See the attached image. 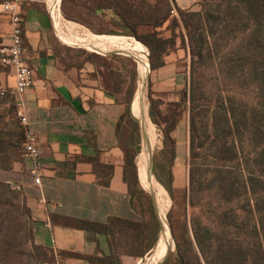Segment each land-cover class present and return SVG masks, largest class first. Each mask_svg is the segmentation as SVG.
Masks as SVG:
<instances>
[{"label":"trees","instance_id":"trees-1","mask_svg":"<svg viewBox=\"0 0 264 264\" xmlns=\"http://www.w3.org/2000/svg\"><path fill=\"white\" fill-rule=\"evenodd\" d=\"M5 1L0 0L1 3ZM76 1L63 0V3ZM217 2L218 4L227 2L228 9L232 8L233 2H237L238 12L245 15L248 54L244 61L248 66V75L257 84L258 90L256 104L251 110H244V107H241L243 109L238 111L240 109L228 108L225 104L221 111L224 124L217 127L218 131L215 134L219 136L220 132L229 133L234 138L238 133L240 135L241 121L249 135L253 139H258L260 143L258 145L260 152L256 157L258 170L249 174L243 185L249 207L246 216L249 224L243 236L241 233H238V236L233 233L235 228L239 232L243 230L231 221L230 204L242 199L241 195L235 193L233 184L227 185L226 189L224 183H220L219 193H223V196L220 208L216 209L215 213L217 221H212L210 225H202L195 220L194 215L191 228L186 217L196 208L193 199L196 186L194 169L190 174L188 189H177L174 186L173 168L177 158V142L173 133L187 112L190 121L189 150L193 165L197 151L195 125L200 114L201 95L194 77L197 71L196 58L202 51L199 41L203 26L204 23L210 24L208 11L203 15L201 12L176 8V15L172 13L175 10L173 0H83V7L77 12V19L82 20L83 12L90 14L111 11L114 17L108 23L107 34L132 37L142 43L149 50L152 72L166 65V56L172 51L177 49L186 51L192 82L189 87L185 84L174 92L179 96V101H168V94L153 91L152 82L149 80V116L152 123L157 126L163 144L162 148L154 153L153 176L173 201V207L167 215V223L175 249L161 264H250L251 250L245 243L252 238L258 239L261 253L258 258L264 260V0H201V7L206 8ZM240 4L242 10L239 8ZM65 15L69 16L66 13ZM83 53L86 55V61L94 63L98 68H104V71L98 69L102 78V88L126 107L117 124V136L124 153V181L129 189L128 206L131 212L129 216L110 217L106 222L52 215L54 225L106 236L110 248L109 255L97 252L89 255L74 251H55L34 243L33 220L27 207V195L25 191H21L29 215V238L32 249L42 264H54L57 256L62 259L83 260L88 264H123L124 255L145 258L156 249L163 231L156 200L142 189L139 181L138 158L142 152L143 135L140 122L131 112L140 80L138 64L133 58L122 55H112L108 58L103 56L105 54ZM112 60L116 62L124 60L130 65H123L119 72L117 65L114 70ZM16 116L15 103L10 113L13 130L7 133L0 129V180L8 184L10 180H3L1 175L12 171L13 162L25 158V128ZM238 116L241 117L240 121ZM236 142L232 140L231 145L237 156ZM226 146L224 143L223 147ZM79 158L94 165L99 185L110 187L112 166L100 164L97 157Z\"/></svg>","mask_w":264,"mask_h":264},{"label":"crops","instance_id":"crops-1","mask_svg":"<svg viewBox=\"0 0 264 264\" xmlns=\"http://www.w3.org/2000/svg\"><path fill=\"white\" fill-rule=\"evenodd\" d=\"M5 2H0V45L10 43L12 32L10 16L3 9ZM18 2L27 48L26 61L35 72L34 84L25 95L19 96L15 91V71L6 68L0 71V86L8 90L6 99L13 104L17 105L23 101L25 116L37 138L40 157L37 160L23 158L21 161L13 162L10 174L14 179L11 181H14L18 188H23L27 195V207L33 220V241L36 245L55 251H74L89 255L97 252L109 255L110 248L106 236L54 225L51 216L63 215L106 222L110 217L130 215L129 189L124 181L125 159L117 136V124L126 107L102 88V78L98 69L104 71L103 67L98 68L85 59L70 62L64 57L67 53L77 50L105 54L103 56L108 58L112 55L133 57L114 49L104 52L87 46L69 45L60 36L56 21L57 13L55 23L51 17L49 10L51 0ZM82 2L83 0H77L76 3H63V0H59L58 3L57 0L56 10L59 11L60 29L64 35L76 36L78 33L83 35L88 31L87 33L96 36H118L106 32L108 23L114 17L111 11L90 14L83 12V19H77V12L83 7ZM173 5L175 14L176 8L190 12L201 10V0H173ZM65 13L69 16L67 17ZM146 50L149 60V50ZM112 61L114 70L117 65L121 72L119 62ZM135 62L138 64V61ZM188 69L186 51L184 49L172 51L166 56L164 67L151 71V77L147 81L146 97L144 90L142 95L140 93L142 86L139 80L132 104V115L140 122L143 135L142 152L138 158L139 181L142 189L154 198L153 190L142 182L140 168L141 158L149 155V146L152 148L153 156L155 153L148 132L151 121L149 80L152 82L153 91L168 94V101H179V96L174 92L185 86ZM142 85L144 86V83ZM157 135L161 138L159 148L161 149L162 137L160 134ZM173 136L177 142V158L173 168L174 186L182 189L186 183L189 149V130L184 120L174 131ZM180 154L183 160L180 159ZM79 157H97L100 164L112 166L110 187L99 185L94 165ZM36 177L40 178V185L35 183ZM148 259L149 254L141 259L127 255L122 257L123 264H140ZM65 263L88 264L77 259H67Z\"/></svg>","mask_w":264,"mask_h":264},{"label":"rangeland","instance_id":"rangeland-1","mask_svg":"<svg viewBox=\"0 0 264 264\" xmlns=\"http://www.w3.org/2000/svg\"><path fill=\"white\" fill-rule=\"evenodd\" d=\"M239 8L242 10L241 4ZM207 11L210 15V24L204 23L203 26L204 30L199 41L202 51L200 56L196 58L197 71L194 77L201 95L200 114L195 125L197 151L193 165L191 152L188 149L186 183L185 188H182L188 189L190 174L194 169L196 186L193 199L196 208L194 212L191 210L187 214L186 220L190 228L192 227L194 215L195 220L202 225H210L212 221H217L215 213L216 209L220 208L221 196H223V193H219L220 183H224L226 189H228L227 185L233 184L235 193L241 195L242 199L230 204L231 221L236 223L239 228H243L240 232L235 228L233 233L235 236H238V233L243 236L247 232L249 224L246 217L249 210V207H247L248 197L243 192V185L249 174L258 170L256 157L257 153L260 152V148H258L260 143L258 139H253L249 135L240 121V116H238L240 135L238 133V136L232 138L229 133L220 132L219 136L215 134L218 131L217 127L224 124L221 119V111L225 104L228 108L240 109L238 111L243 109L241 107H244V110H251L256 104L258 90L257 84L248 75V66L244 61L248 54L246 49L248 43L246 40L248 35L246 33L247 22L244 13L238 12L237 2H233L231 9H228L227 2H222V4L217 2L206 8L201 7L199 12L205 15ZM64 59L70 62L81 61V59H86V55L82 50H77L67 53ZM119 64L121 67L130 65L124 60H120ZM4 69L6 67L0 62V71ZM150 77L151 71H149L146 79L142 80L141 76L139 78L140 82L144 81L145 97L147 94V81ZM191 82L192 75L188 71L186 76L187 87L190 86ZM12 107V101L0 96V129H4V132L7 133L14 128L10 118ZM184 117L190 139L188 112ZM157 134H160L158 129ZM157 138L158 143L154 147L155 152L161 146V138ZM232 140L237 141L235 143L237 156L231 145ZM224 143H226V147H223ZM180 156V159L183 160V156L181 154ZM1 178L3 180L9 179L10 183H3L0 180V264H42L41 259L33 251L29 238V215L21 192L24 189L18 188V185L11 181L14 178L10 172L3 173ZM153 179L155 187L152 190L154 196H156L157 209L160 212V208H163L161 209L167 222V215L173 207V201L154 177ZM156 190L164 191L163 195L157 196ZM160 219L163 223L161 215ZM162 236L163 231L160 238ZM171 240L172 251L175 249V243L173 237ZM245 244L251 250L250 264H264V260L258 258L261 254L258 239L252 238ZM157 247L149 255V259L140 264H160L162 259L159 244ZM56 260L54 264H66L67 259L57 256Z\"/></svg>","mask_w":264,"mask_h":264},{"label":"bare ground","instance_id":"bare-ground-1","mask_svg":"<svg viewBox=\"0 0 264 264\" xmlns=\"http://www.w3.org/2000/svg\"><path fill=\"white\" fill-rule=\"evenodd\" d=\"M51 1H52L51 2L52 3V5H51L52 18H53L54 23H55V13H57V15H56L57 26L59 29L60 36L65 43H67L69 45H73V46L74 45L87 46V47H90L92 49L101 50L104 52L107 50H113V49L118 50L121 52V54L131 56L136 61H138L139 73H140L142 80H144L148 77L147 73L150 71V64H149L147 51H146L147 48L142 43H140L139 41H137L133 38H126V37H122V36H106V35L105 36H96V35L87 33L88 31L86 32V34H83L84 32L83 33L81 32V34H83V35H78L79 34L78 32H77L78 34H76V36L75 35L69 36L68 34L64 35L65 33L63 34L61 29H60L61 25H60L59 19H61V18L59 17V11H57L58 10V5L56 6L57 0H51ZM58 3H59V0H58ZM67 26H69V25H67ZM75 28H76V26H75ZM67 31H69V30L67 29ZM143 82L144 81L141 82V86H142L140 89L141 95H142V91L144 90V86L142 85ZM145 109H146V107H145ZM148 127H149L148 132H149V135L151 137L150 139L153 143V147H155V145L158 143V140H157L158 135L156 133V131H157L156 127L157 126L155 127L153 125V123L151 121H149ZM141 159L142 160H140V162L141 161L142 162H141L140 168H141L142 182L146 187H149V189H152L155 186H154V179H153V176H152L151 171H150V167H151V155H150V153H149V155H144ZM157 192H158L157 196H160V195L162 196L164 191L163 192L157 191ZM161 208H160L159 216L161 215L162 220H163V236H162V238H160L161 241L158 244L160 247L159 249H161L160 250L161 251L160 257L162 259V261H161V263H162L163 261L166 260V258L168 257V255L172 249L171 248L172 247V240H171L172 235H171L169 225L167 224V222L164 218V213L162 210L163 208L162 209ZM157 251H158V249H157ZM160 257H159V259H160Z\"/></svg>","mask_w":264,"mask_h":264},{"label":"built area","instance_id":"built-area-1","mask_svg":"<svg viewBox=\"0 0 264 264\" xmlns=\"http://www.w3.org/2000/svg\"><path fill=\"white\" fill-rule=\"evenodd\" d=\"M3 9L10 16L12 32L10 34V43L8 45H0V62L6 68H11L15 71V91L22 97L32 88L35 72L26 61L27 48L24 41L23 20L19 13L18 0L6 1L3 4ZM49 10L51 14V4ZM172 13L175 14V10ZM7 94L8 90L0 86V95L4 97ZM16 107L17 118L25 128V158L37 160L40 157L37 138L34 131L30 128L28 118L25 116L23 101L17 103ZM35 183L40 185L41 180L39 177L35 178Z\"/></svg>","mask_w":264,"mask_h":264},{"label":"water","instance_id":"water-1","mask_svg":"<svg viewBox=\"0 0 264 264\" xmlns=\"http://www.w3.org/2000/svg\"><path fill=\"white\" fill-rule=\"evenodd\" d=\"M150 71H151V69H150ZM149 153L151 155V167H150V171H151V174H152V169H153V163H152V161H153V152H152L151 146H149Z\"/></svg>","mask_w":264,"mask_h":264}]
</instances>
